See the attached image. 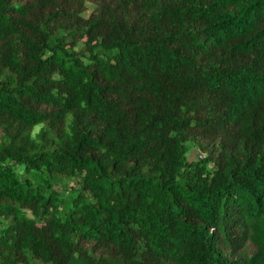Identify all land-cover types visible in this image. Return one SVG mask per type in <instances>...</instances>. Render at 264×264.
Instances as JSON below:
<instances>
[{
    "label": "trees",
    "instance_id": "trees-1",
    "mask_svg": "<svg viewBox=\"0 0 264 264\" xmlns=\"http://www.w3.org/2000/svg\"><path fill=\"white\" fill-rule=\"evenodd\" d=\"M256 16L0 0V264H264Z\"/></svg>",
    "mask_w": 264,
    "mask_h": 264
},
{
    "label": "clouds",
    "instance_id": "clouds-1",
    "mask_svg": "<svg viewBox=\"0 0 264 264\" xmlns=\"http://www.w3.org/2000/svg\"><path fill=\"white\" fill-rule=\"evenodd\" d=\"M252 19L256 21H264V17H261V16H256V17H253Z\"/></svg>",
    "mask_w": 264,
    "mask_h": 264
},
{
    "label": "rangeland",
    "instance_id": "rangeland-1",
    "mask_svg": "<svg viewBox=\"0 0 264 264\" xmlns=\"http://www.w3.org/2000/svg\"><path fill=\"white\" fill-rule=\"evenodd\" d=\"M35 130L37 131V128Z\"/></svg>",
    "mask_w": 264,
    "mask_h": 264
}]
</instances>
